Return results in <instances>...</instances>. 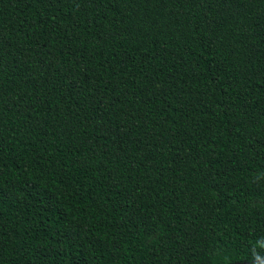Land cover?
<instances>
[{"label":"trees","instance_id":"1","mask_svg":"<svg viewBox=\"0 0 264 264\" xmlns=\"http://www.w3.org/2000/svg\"><path fill=\"white\" fill-rule=\"evenodd\" d=\"M0 264H264V0H0Z\"/></svg>","mask_w":264,"mask_h":264}]
</instances>
